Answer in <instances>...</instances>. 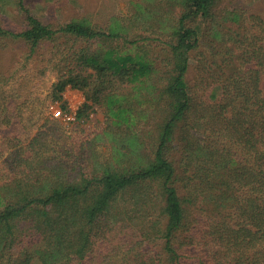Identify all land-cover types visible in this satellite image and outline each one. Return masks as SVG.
Listing matches in <instances>:
<instances>
[{
	"label": "trees",
	"instance_id": "obj_1",
	"mask_svg": "<svg viewBox=\"0 0 264 264\" xmlns=\"http://www.w3.org/2000/svg\"><path fill=\"white\" fill-rule=\"evenodd\" d=\"M168 1L179 7L171 21L148 10L106 27L0 1L23 21H0V51L23 47L0 60V264H264V13ZM21 59L56 78L40 113L66 108L68 88L85 95L76 121L103 111L110 157L90 152L91 169L72 167L50 137L62 127L54 117L25 142Z\"/></svg>",
	"mask_w": 264,
	"mask_h": 264
},
{
	"label": "rangeland",
	"instance_id": "obj_2",
	"mask_svg": "<svg viewBox=\"0 0 264 264\" xmlns=\"http://www.w3.org/2000/svg\"><path fill=\"white\" fill-rule=\"evenodd\" d=\"M0 1L11 3V1L14 0ZM25 2L45 22L61 24L75 17L86 16L94 24H99L104 27H106L114 17H121L122 20L132 17L134 14H137L138 17L139 14H141L142 17H146L147 15L144 14L143 11L148 10L152 12V15H165L169 17L171 21L178 12L176 10H179L178 5H170L168 3L171 2L168 0H154L151 2L148 0H25ZM222 5H237L242 8L260 10L264 13V0H223ZM12 6L14 7L13 3ZM170 9H175V11L167 13ZM0 21L9 24H23L22 18L11 6L10 10L7 12L0 13ZM152 42L154 45L160 47L165 45V43L158 40H153ZM21 48L23 47L11 45L6 51H0V60L7 65H10L13 60L17 59L16 61H18L23 53V49ZM191 61L192 67L188 79L191 84L196 85L195 87L198 93L202 94L204 92L201 87V79L200 77L198 78L199 73L197 74V68L195 67L198 60L192 59ZM18 65L22 71H24L22 68V66H25L23 59L15 66ZM22 71L20 70L18 76L23 73ZM26 73V75L19 76L16 79L14 88L17 89L18 94L21 96L20 98L23 99L25 97L27 102H24V104L29 107L28 110L30 113L27 115L31 130L23 133L25 142H28L38 130L37 128L35 129L34 123H36L39 118H56L54 111L60 108L63 110L69 109L72 104L81 107L85 102V95L80 89L68 88L65 92V99L67 101L66 108H63L58 103H54V107L50 104L48 108H44L43 112L40 113L39 111L42 109V105L39 103V100H37V97L46 95L56 78L51 76V74L50 76L42 78L41 75L38 76V74H33V69H29V72ZM30 101L32 105H30ZM56 120L62 124V127L50 137L54 135L62 137L61 141L65 143V148L62 147V149H69L62 155L68 158L72 167L74 166L78 170H83L84 168L85 171L91 169L93 161L87 160L90 152L95 154V158L100 160V162L110 157L111 150L116 144V141L112 136L104 134L106 120L100 108L95 109L88 118H85L81 122L76 120L73 122H66L61 118H56ZM57 148L60 149L61 146ZM0 171V180H3V170ZM116 245L117 243H115V246ZM122 251H124V249H118L113 252V254L116 253L118 255V258H113L116 263H118V261L119 263L123 262V258L120 257Z\"/></svg>",
	"mask_w": 264,
	"mask_h": 264
},
{
	"label": "built area",
	"instance_id": "obj_3",
	"mask_svg": "<svg viewBox=\"0 0 264 264\" xmlns=\"http://www.w3.org/2000/svg\"><path fill=\"white\" fill-rule=\"evenodd\" d=\"M54 107V105L52 106ZM79 107L77 105H70L69 109L63 110L59 109L57 111H54V115L56 118H61L66 122H73L76 120L77 111Z\"/></svg>",
	"mask_w": 264,
	"mask_h": 264
}]
</instances>
